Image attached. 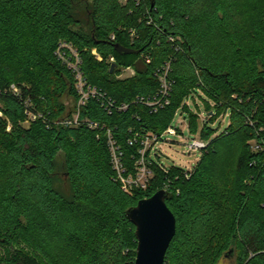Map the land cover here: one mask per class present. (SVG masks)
I'll return each instance as SVG.
<instances>
[{"label":"trees","instance_id":"1","mask_svg":"<svg viewBox=\"0 0 264 264\" xmlns=\"http://www.w3.org/2000/svg\"><path fill=\"white\" fill-rule=\"evenodd\" d=\"M73 52L98 94L83 106ZM168 62L169 105L156 109ZM199 90L228 129L204 124L191 172L147 150L145 188L126 191L108 133L137 177L145 138ZM0 114V264H135L127 212L161 190L177 222L165 264H264V0H0Z\"/></svg>","mask_w":264,"mask_h":264},{"label":"rangeland","instance_id":"2","mask_svg":"<svg viewBox=\"0 0 264 264\" xmlns=\"http://www.w3.org/2000/svg\"><path fill=\"white\" fill-rule=\"evenodd\" d=\"M132 72L133 70H123L121 78L132 76ZM15 91L18 92L17 89ZM64 104L68 108L73 107V104L69 99L64 100ZM185 104L187 105L189 110L183 111L182 109H180L176 114V117L172 124V127L177 130L178 134L175 136H171L164 134V132L162 134V140L157 143L149 142V144L146 145L147 150L150 149L153 153H156L159 156L161 163L164 164L165 170L175 167L185 172L193 171L197 164L201 161L203 152L193 151L189 155L187 146L194 140L201 139L199 133L204 128V124L207 123L208 127L215 132L214 137H217L224 133L230 125V113L223 114L217 117L214 121H209L210 117L207 109V104H210L213 108L215 107V104L206 96L204 92L200 90L189 100H187ZM192 115H196L198 117V133L191 132L190 122ZM0 117H2V114H0ZM7 130H11L10 123ZM140 161H142V158L140 159ZM149 176V174H146L142 178L141 182L143 183ZM221 264H233V261L225 259Z\"/></svg>","mask_w":264,"mask_h":264},{"label":"water","instance_id":"3","mask_svg":"<svg viewBox=\"0 0 264 264\" xmlns=\"http://www.w3.org/2000/svg\"><path fill=\"white\" fill-rule=\"evenodd\" d=\"M115 50L120 55L140 53L119 44ZM115 67L116 64H113L110 73ZM167 197V191L161 190L151 198L141 200L127 212L129 220L136 227L138 246L135 264H165L166 254L177 230L176 218L166 203Z\"/></svg>","mask_w":264,"mask_h":264},{"label":"built area","instance_id":"4","mask_svg":"<svg viewBox=\"0 0 264 264\" xmlns=\"http://www.w3.org/2000/svg\"><path fill=\"white\" fill-rule=\"evenodd\" d=\"M112 38L114 39V37H112ZM73 54L76 57V63L71 65V67L74 70H76V72H77L76 73V79L78 80L77 88H78L79 93L81 95L78 106H83V105H85V103L87 102V100L89 99L90 96L95 97L98 94H97L96 90H89V91L85 90V83L83 82L82 74H81V72H79V68H78L81 62L78 59L77 54L75 52H73ZM93 54L96 55V51H93ZM98 59H100V58L98 57ZM110 61L115 62L114 58H111ZM170 69H171V63L168 62L163 67L162 71L159 73L160 89H159L157 97L154 99V102L148 104L150 107H154L157 109V108H163L164 106L169 105V95H170L171 86H172V84L169 81ZM127 70H132V69H127ZM132 75H134V71L132 72ZM15 90L16 89L13 87L14 93L18 94V92ZM106 105L110 109L115 108V106H116L115 103H113L111 100H107ZM128 107L129 106L127 104H123L122 106H116V108L119 111H125L128 109ZM62 124L64 126L78 125L79 124L78 123V115H75L74 118L71 120L63 121ZM91 127L94 128V127H97V125L92 124ZM164 134L175 136L178 133H177V130L175 128L170 127L166 130V132ZM108 137H109L110 151L112 154V164H113V167L118 174L120 181L123 183L124 189L126 191H129L130 189H132V187L145 188V186H146L145 183L147 181V178L145 179V181L143 183L141 182V180L146 174L151 175V172L147 168V166L145 164V159H144V154L147 151L146 145H148L149 142H156V143L159 142L160 140H162L163 135L160 137L149 135L145 138L144 149L140 152L142 155V161L139 162L137 177H129V178L124 177L125 169H124V166L122 164V153L119 152V148L115 147V143L113 142L112 136L110 133H108ZM208 145H209V143L205 140H202V139L194 140L191 144H189L187 146V149L189 150V154H191L193 151L203 152L208 147Z\"/></svg>","mask_w":264,"mask_h":264}]
</instances>
